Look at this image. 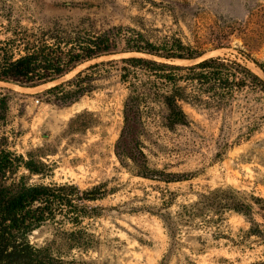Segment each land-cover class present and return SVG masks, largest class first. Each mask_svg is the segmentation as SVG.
<instances>
[{
  "label": "rangeland",
  "instance_id": "rangeland-1",
  "mask_svg": "<svg viewBox=\"0 0 264 264\" xmlns=\"http://www.w3.org/2000/svg\"><path fill=\"white\" fill-rule=\"evenodd\" d=\"M40 1L43 9L15 12L13 18L35 28L30 22L59 21L97 32L130 28L156 44L180 40L203 55L175 64L220 56L264 79L258 68L264 70V0ZM66 3L79 6H62ZM130 56L88 62L37 88L0 83L11 92L9 122L2 129L11 150L23 156L31 152L51 168L43 170L45 176L33 175L30 184L71 183L82 190L105 185L110 191L89 204L100 216L82 224L92 236L90 249H68L50 224L34 232L30 241L44 245L58 238L54 253L83 264H264V242L246 236L249 225L242 216L226 213L207 224L178 216L182 206L215 188L264 197L263 95L237 93L225 111L182 104L189 124L174 130L144 115L140 142L148 167L180 180L164 183L137 176L133 164L115 154L128 96L119 80L121 64L97 68L94 90L69 106L60 107L45 92L90 65ZM168 227L174 228V237Z\"/></svg>",
  "mask_w": 264,
  "mask_h": 264
},
{
  "label": "trees",
  "instance_id": "trees-1",
  "mask_svg": "<svg viewBox=\"0 0 264 264\" xmlns=\"http://www.w3.org/2000/svg\"><path fill=\"white\" fill-rule=\"evenodd\" d=\"M44 7L40 0H0V83L37 88L66 77L88 62L131 55L90 65L45 92L53 95L60 107L69 106L94 90L97 68L121 64L119 80L126 85L128 96L123 103V127L115 154L121 162L130 161L137 176L164 183L180 181L172 174L148 167L140 142L144 115L174 130L189 124L182 104L225 111L232 107L237 93L264 96V79L237 61L217 56L192 65L175 64L203 55L180 40L156 44L130 28L112 27L97 32L59 21L41 25L30 22L37 25L35 28L13 18L15 12ZM258 68L264 74L261 66ZM10 94L0 88V264H83L54 253L58 238L37 245L30 236L50 224L68 249H90L92 236L82 229V224L100 216L99 209L89 204L103 200L110 191L105 185L82 190L71 183L30 184L33 175L45 176L43 170L51 168L31 152L23 156L11 150L2 132L9 122ZM195 200L182 206L178 216L207 224L234 213L249 225L246 236L264 242V197L233 188H215ZM64 225L72 230L62 229ZM168 229L174 237V228Z\"/></svg>",
  "mask_w": 264,
  "mask_h": 264
},
{
  "label": "water",
  "instance_id": "water-1",
  "mask_svg": "<svg viewBox=\"0 0 264 264\" xmlns=\"http://www.w3.org/2000/svg\"><path fill=\"white\" fill-rule=\"evenodd\" d=\"M62 6H65V7H78L79 5L75 4V3H66V4H62ZM53 83H56V82H53ZM53 83H50V84H53ZM1 84H3V83H1ZM47 85H49V84H47ZM54 85H52L51 87H53ZM43 86H45V85H43ZM15 87H17V86H15ZM18 88H21V87H18Z\"/></svg>",
  "mask_w": 264,
  "mask_h": 264
},
{
  "label": "bare ground",
  "instance_id": "bare-ground-1",
  "mask_svg": "<svg viewBox=\"0 0 264 264\" xmlns=\"http://www.w3.org/2000/svg\"><path fill=\"white\" fill-rule=\"evenodd\" d=\"M15 87V86H14Z\"/></svg>",
  "mask_w": 264,
  "mask_h": 264
}]
</instances>
